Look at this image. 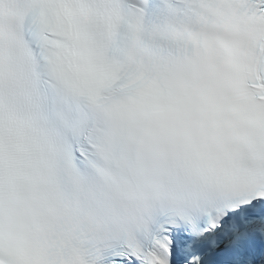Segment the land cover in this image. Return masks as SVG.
Returning a JSON list of instances; mask_svg holds the SVG:
<instances>
[{
    "label": "snow or ice",
    "instance_id": "1",
    "mask_svg": "<svg viewBox=\"0 0 264 264\" xmlns=\"http://www.w3.org/2000/svg\"><path fill=\"white\" fill-rule=\"evenodd\" d=\"M165 8L0 0V264H264V0Z\"/></svg>",
    "mask_w": 264,
    "mask_h": 264
},
{
    "label": "clouds",
    "instance_id": "2",
    "mask_svg": "<svg viewBox=\"0 0 264 264\" xmlns=\"http://www.w3.org/2000/svg\"><path fill=\"white\" fill-rule=\"evenodd\" d=\"M83 22H84L85 24L88 22L87 14H85V16L83 17Z\"/></svg>",
    "mask_w": 264,
    "mask_h": 264
}]
</instances>
